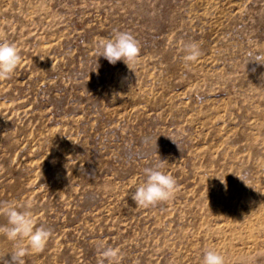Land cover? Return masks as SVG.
Instances as JSON below:
<instances>
[{
    "label": "rangeland",
    "instance_id": "obj_1",
    "mask_svg": "<svg viewBox=\"0 0 264 264\" xmlns=\"http://www.w3.org/2000/svg\"><path fill=\"white\" fill-rule=\"evenodd\" d=\"M115 31L139 42L133 71L97 57ZM0 41L21 56L0 81V225L12 204L52 233L26 264H100V244L121 264H264V0H0ZM161 161L176 194L139 208Z\"/></svg>",
    "mask_w": 264,
    "mask_h": 264
},
{
    "label": "clouds",
    "instance_id": "obj_2",
    "mask_svg": "<svg viewBox=\"0 0 264 264\" xmlns=\"http://www.w3.org/2000/svg\"><path fill=\"white\" fill-rule=\"evenodd\" d=\"M250 43L252 42L250 41ZM184 51L183 60L186 67L196 62L201 54L196 42L186 44ZM140 52L138 40L129 32L115 31L111 38L101 39L96 45L98 58L103 57L112 65L123 61L131 70L139 63ZM249 62L264 66V53L250 51L247 63ZM20 63L21 56L16 45L0 41V81L10 79ZM252 71L255 72L256 69L253 68ZM162 167L163 162L161 161L154 167L144 169L147 178L136 187L132 194V199L137 207H154L158 203L174 198L177 181L171 174L161 171ZM238 177L243 182L246 181V174H241ZM25 207L31 208L32 202L29 201ZM2 211L7 217V224L0 225V234L13 243L14 251L10 252V260L5 259L6 254L0 256V264H26L24 259L26 255L29 253L39 254L45 250L52 235L51 230L44 226L37 227L31 212L18 210L15 205L8 204ZM98 252L101 257L100 264H121L118 248L100 244ZM201 264H226V261L218 251L208 250L204 253Z\"/></svg>",
    "mask_w": 264,
    "mask_h": 264
}]
</instances>
